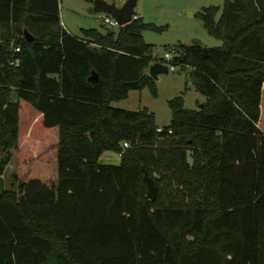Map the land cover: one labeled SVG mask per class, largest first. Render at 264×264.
<instances>
[{"label": "trees", "instance_id": "16d2710c", "mask_svg": "<svg viewBox=\"0 0 264 264\" xmlns=\"http://www.w3.org/2000/svg\"><path fill=\"white\" fill-rule=\"evenodd\" d=\"M218 11L198 16L220 47H166L205 100H168L157 131L147 108L112 103L157 97L148 67L164 60L142 32L162 27L75 36L59 0H0V264H264V0Z\"/></svg>", "mask_w": 264, "mask_h": 264}, {"label": "rangeland", "instance_id": "374dc122", "mask_svg": "<svg viewBox=\"0 0 264 264\" xmlns=\"http://www.w3.org/2000/svg\"><path fill=\"white\" fill-rule=\"evenodd\" d=\"M123 5L119 0H105ZM120 3V4H119ZM223 0H137L134 12L146 23L162 27L160 31L144 30L142 37L145 43L153 46V56L163 58L168 46L176 44L191 45L200 43L204 48H216L222 41L210 36L203 26L198 13L202 8L216 6L219 8L217 17L222 11ZM105 13L93 11V3L86 0H59V17L62 26L75 36H80L81 29L94 28L104 32L107 29L117 30L104 23ZM158 95L153 97L147 88L129 92L125 100L114 102L112 105L121 109L136 111L143 107L153 112L158 125L166 126L171 119V112L167 101L175 96L182 95L184 106L188 109H197L204 96L198 93L189 79V69L176 67L165 74H159L156 79ZM32 141L30 137H27ZM4 172L5 186L8 188L12 174L16 169V152ZM5 153H0V159ZM101 164L118 165L120 156L117 153L105 152L99 159Z\"/></svg>", "mask_w": 264, "mask_h": 264}, {"label": "water", "instance_id": "95a60500", "mask_svg": "<svg viewBox=\"0 0 264 264\" xmlns=\"http://www.w3.org/2000/svg\"><path fill=\"white\" fill-rule=\"evenodd\" d=\"M136 3L137 0H125L123 5L117 6L115 2L109 3L105 0H93V11L96 13H105L114 18L119 26H124L132 21ZM167 72V66L161 62H153L148 67V74L154 80L158 78L159 74H165ZM98 80V75L92 71L88 77V81L91 83H97ZM142 171L147 188V198L149 200H154L157 196V186L144 168H142Z\"/></svg>", "mask_w": 264, "mask_h": 264}, {"label": "built area", "instance_id": "2783aa9c", "mask_svg": "<svg viewBox=\"0 0 264 264\" xmlns=\"http://www.w3.org/2000/svg\"><path fill=\"white\" fill-rule=\"evenodd\" d=\"M138 16L137 15H134L133 16V19L137 18ZM104 23L110 27H119L118 23L116 22V20L114 18H112L111 16H106L104 18ZM173 52H166L164 54V57L162 58L164 61H158V62H161L163 64H165L168 68V71L171 70V71H174L176 69L175 66L171 65L169 62L171 61L172 57H173ZM157 131H160L161 130V127H157L156 129ZM124 146H126V144H124Z\"/></svg>", "mask_w": 264, "mask_h": 264}, {"label": "crops", "instance_id": "0c3cea01", "mask_svg": "<svg viewBox=\"0 0 264 264\" xmlns=\"http://www.w3.org/2000/svg\"><path fill=\"white\" fill-rule=\"evenodd\" d=\"M124 1H125V0H119L120 3H123ZM120 3H119V4H120ZM137 16H138V15H137ZM67 31H68V30H67ZM68 32H69V31H68ZM69 33H70V32H69ZM71 34H72V33H71ZM73 35H74V34H73ZM204 100H205V97H204ZM204 100H198V101H199L200 103H202V102H204ZM156 125L159 126V127L162 126V125H161V126L158 125L157 123H156Z\"/></svg>", "mask_w": 264, "mask_h": 264}]
</instances>
